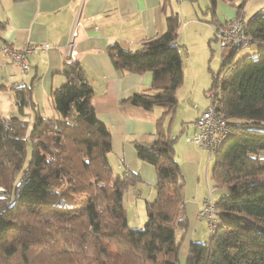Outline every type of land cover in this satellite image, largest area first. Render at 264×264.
<instances>
[{"label": "trees", "instance_id": "trees-1", "mask_svg": "<svg viewBox=\"0 0 264 264\" xmlns=\"http://www.w3.org/2000/svg\"><path fill=\"white\" fill-rule=\"evenodd\" d=\"M209 1L212 7L227 3L241 19L245 0ZM163 4L162 11L169 0ZM165 21V32L140 48L115 44L107 50L116 70L152 75L149 89L124 102L145 111L162 108L157 138L133 143L137 159L156 173L145 224L128 226L123 192L139 182V174L126 170L115 176L110 133L96 118L92 88L80 63L68 60L60 70L65 82L50 94L55 116L36 114L31 125L0 117V264H181L188 230L184 178L174 154L178 137L164 125L175 114L183 82L180 19L171 13ZM242 25L256 49L235 61L248 45L225 47L209 91L210 104L229 129L213 153L210 180L214 190L226 192L212 200L214 232L205 243L189 242L183 264H264V9ZM12 90L20 110L29 106L38 113L30 86Z\"/></svg>", "mask_w": 264, "mask_h": 264}, {"label": "crops", "instance_id": "crops-1", "mask_svg": "<svg viewBox=\"0 0 264 264\" xmlns=\"http://www.w3.org/2000/svg\"><path fill=\"white\" fill-rule=\"evenodd\" d=\"M164 1L0 0V23L3 25L0 44L15 51L22 50L26 45L48 46L33 49L27 54L29 69L24 73L0 50V117L19 118L31 125L36 114L41 117L55 116L50 94L65 82L60 70L70 60L67 44L74 21L78 19L80 26L72 47L75 58L71 61L79 62L83 67L85 78L92 88V105L96 118L110 133L109 161L114 164L116 173L127 166L130 171H136L148 186L154 187L155 170L137 159L133 143L149 144L157 138L156 123L162 115V109L154 107L145 111L124 102L132 95L149 89L152 75L149 72L133 74L116 70L107 50L116 44L122 49L133 51L145 41L164 33L165 18L172 13L167 8L162 11ZM235 17L234 10H230L228 19L222 17V22ZM182 24L188 25V22ZM251 52L252 50L244 55ZM13 86L31 87L30 99L38 113L29 106L21 110L17 107ZM207 107L196 109L188 120L189 125ZM187 130L188 128L181 127V132L186 134ZM188 137L190 136L185 138ZM184 141L187 143L186 139ZM188 146L194 149L190 152L191 155L198 151L200 156L204 152L193 143H188ZM201 161L202 155L196 163V175H199ZM208 163L204 171L207 183ZM186 206L188 214L196 220V214L201 209L199 203L188 201ZM193 240H197V236H194L192 229H188L180 246V259H185L189 242Z\"/></svg>", "mask_w": 264, "mask_h": 264}, {"label": "rangeland", "instance_id": "rangeland-1", "mask_svg": "<svg viewBox=\"0 0 264 264\" xmlns=\"http://www.w3.org/2000/svg\"><path fill=\"white\" fill-rule=\"evenodd\" d=\"M237 3H240V1ZM167 9L169 13H177L179 19L183 20L180 21L178 32V44L181 46L180 54L182 57L183 82L176 93L178 105L175 114L170 124L167 125L165 123L164 125L169 126L166 129H169L170 135L178 137L174 145V150L176 161L178 160L185 183L183 201L188 219V229H192L194 236H197V240L193 241L205 243L210 238L211 233L208 230L209 225L206 220H200L198 214L205 208L204 203L206 200L211 199L215 201L226 191H223V189H213L210 180V171L214 164V156L208 160L207 153L204 150L201 153L202 161L199 165V175H196V163L201 155L198 156L199 152L196 150L195 155L190 154L194 149L188 146L190 142L185 137L191 136L193 133V129L190 126L191 124L189 125L188 120L192 118L195 110L205 106L214 108V101L210 104L209 91L213 85L212 75L219 70L221 52L218 43L213 40V28H221L217 24L223 23L222 17L228 19L229 11L234 10L236 14V9L221 1H218L215 7H212L209 0H190L180 3L176 2V0H169ZM212 9L215 11V16L212 14ZM262 9H264V0H245L241 18H243L244 22H249L250 18ZM182 22H188V25L182 24ZM255 47L256 44H250L245 49L254 51L256 49ZM231 49V46L227 47V50ZM249 51L239 50L235 61L243 58L245 56L244 54ZM158 108L162 109L161 107ZM181 127L188 128L186 134L181 132ZM185 139L187 143H185ZM207 162H209V183H207L204 175ZM109 163L115 176L122 175L128 169L125 165L126 167H123L121 172L116 173L114 164L111 161ZM128 171L130 170L128 169ZM130 172L137 173L136 171ZM142 182L139 179L136 185L128 186L123 192V204L126 211L127 223L130 228H141L145 224L147 219L145 203L153 201L156 195L155 186H148V184ZM188 201L198 202L201 206V209L196 214V220L192 219L188 214L186 206ZM209 229L211 230V228ZM181 235L182 232L178 230L176 233L177 239ZM180 260L181 264H183L184 259Z\"/></svg>", "mask_w": 264, "mask_h": 264}, {"label": "built area", "instance_id": "built-area-1", "mask_svg": "<svg viewBox=\"0 0 264 264\" xmlns=\"http://www.w3.org/2000/svg\"><path fill=\"white\" fill-rule=\"evenodd\" d=\"M188 0H176L180 3ZM243 22L241 19L234 18L229 20L221 28L213 29V36L216 39L219 50L227 46H239L245 48L249 45V41L241 32ZM80 22L75 19L70 38L67 44L69 49V58L74 60L75 52L73 51V41L77 36ZM48 46H35L26 45L22 50L15 51L10 47L2 46L0 50L4 55L10 58L13 65H15L22 73L29 69V62L27 54L36 48H47ZM191 128L193 133L190 137L186 138L188 142L197 145L199 148L207 153V159L210 160L215 153L229 137V129L225 117L215 111L214 108H207L203 111L192 123ZM205 208L198 214L200 220L205 219L208 223V230L212 234L216 228L215 209L212 200H206L204 203ZM211 228V230L209 229Z\"/></svg>", "mask_w": 264, "mask_h": 264}]
</instances>
